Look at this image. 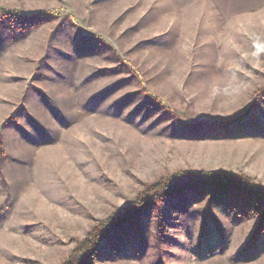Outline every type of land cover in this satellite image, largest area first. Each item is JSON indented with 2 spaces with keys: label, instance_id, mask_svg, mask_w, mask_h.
<instances>
[{
  "label": "rangeland",
  "instance_id": "obj_1",
  "mask_svg": "<svg viewBox=\"0 0 264 264\" xmlns=\"http://www.w3.org/2000/svg\"><path fill=\"white\" fill-rule=\"evenodd\" d=\"M259 195L264 0H0V264H264Z\"/></svg>",
  "mask_w": 264,
  "mask_h": 264
},
{
  "label": "trees",
  "instance_id": "obj_2",
  "mask_svg": "<svg viewBox=\"0 0 264 264\" xmlns=\"http://www.w3.org/2000/svg\"><path fill=\"white\" fill-rule=\"evenodd\" d=\"M44 17H50L48 14H42ZM188 175V174H187ZM191 179H189V178ZM213 181L215 185H221L225 182V180L220 176V175H214V174H203V175H188L186 177H179L177 179H173L171 181H165L163 183H158L157 185L153 186L150 188L149 192L147 194H144L141 196L135 203V207L138 209L143 207L149 199L158 197V196H164L171 191L178 189V188H183L185 185L191 183L192 181L194 182H199V181ZM229 183H231V180H228ZM258 198L264 199V196L259 195L257 196ZM105 229V228H104ZM104 231H102L103 233ZM98 230L94 231L91 233L89 239H94L97 238ZM88 240L82 245L80 250L76 251L74 256L71 258V260L67 264H81L84 259L87 258L88 253L90 250L88 249Z\"/></svg>",
  "mask_w": 264,
  "mask_h": 264
}]
</instances>
